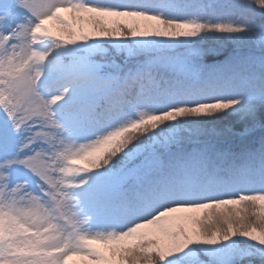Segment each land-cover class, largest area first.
I'll list each match as a JSON object with an SVG mask.
<instances>
[{
	"label": "snow or ice",
	"instance_id": "1",
	"mask_svg": "<svg viewBox=\"0 0 264 264\" xmlns=\"http://www.w3.org/2000/svg\"><path fill=\"white\" fill-rule=\"evenodd\" d=\"M0 264H264V0H0Z\"/></svg>",
	"mask_w": 264,
	"mask_h": 264
}]
</instances>
